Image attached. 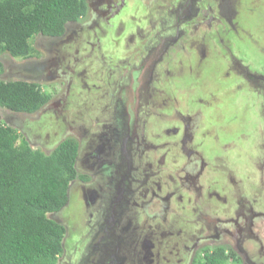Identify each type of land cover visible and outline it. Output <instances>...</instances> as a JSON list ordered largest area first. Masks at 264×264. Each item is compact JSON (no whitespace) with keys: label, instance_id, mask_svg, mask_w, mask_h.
<instances>
[{"label":"flooded vegetation","instance_id":"flooded-vegetation-1","mask_svg":"<svg viewBox=\"0 0 264 264\" xmlns=\"http://www.w3.org/2000/svg\"><path fill=\"white\" fill-rule=\"evenodd\" d=\"M85 3L61 34L35 35L31 55L17 58L39 62L33 78L13 75V63L0 59L6 80L38 83L50 94L32 113L0 108L1 120L34 149L49 153L60 139L55 130L49 151L26 124L39 134L61 124L62 140L77 145L66 203L52 215L65 227L58 264H210L217 253L224 264H264V73L234 42L236 0ZM191 34L199 48L187 45ZM207 64L219 79L197 94ZM222 88L226 105L216 99ZM139 201L159 203L139 210ZM73 206L87 230L67 231L79 238L69 255L60 214ZM218 226L232 228L225 240L236 253L216 244ZM180 237L195 241L180 248ZM201 241L213 247L197 253Z\"/></svg>","mask_w":264,"mask_h":264},{"label":"trees","instance_id":"trees-1","mask_svg":"<svg viewBox=\"0 0 264 264\" xmlns=\"http://www.w3.org/2000/svg\"><path fill=\"white\" fill-rule=\"evenodd\" d=\"M85 11V0H0V55L28 57L35 35H59ZM49 98L38 83L0 79V108L32 113ZM76 150L71 139L49 153L34 149L0 121V264H58L65 227L52 215L66 203ZM207 258L225 262L218 253Z\"/></svg>","mask_w":264,"mask_h":264},{"label":"rangeland","instance_id":"rangeland-1","mask_svg":"<svg viewBox=\"0 0 264 264\" xmlns=\"http://www.w3.org/2000/svg\"><path fill=\"white\" fill-rule=\"evenodd\" d=\"M236 8H237V16H236L235 20H236V25H237V33H239V34L237 35L238 39L234 40V42L236 44H238L237 47H239V49L242 50V53L245 54L246 58L251 59L252 61L256 62L257 65L261 66V68L259 70H261L264 73V69H263L264 68V0H236ZM201 27H202V29L204 28L203 24H200V28ZM200 28H198V29H200ZM199 35H201V34H199ZM199 41L200 40L198 39L197 35L191 34L190 38L187 41V45L194 43L195 46L199 48V44L201 43ZM31 42H32V40H31ZM44 42L46 44H50V42H48L47 40ZM45 52L47 55L48 54L47 51H45ZM9 56L10 55H8L7 53L1 54L0 59L5 64L13 63L14 66H19V65H22L25 63V62L19 61V59L14 58V57H13L14 59H12ZM1 60H0V63L2 62ZM212 62H208V63H210L212 66ZM211 66L209 64H207L204 67L205 69H203V70L205 72L200 75V77L202 79H204V81H200V84H204L205 89L196 88L197 94H203L204 92L206 93V87H210V89H211L212 85H214V84L216 85V83H217L216 81H218L219 77H218L216 69L212 68ZM0 79L6 80V77L4 76V72H3L2 67L0 69ZM51 81L52 80L48 79L47 82L44 83L42 86H47L49 83H52ZM227 90H229V89L222 88L216 92V99L221 101L224 105H226V100L224 97L226 96ZM207 91H209V90H207ZM211 99H212V96H209L207 98L208 101ZM242 101H241V103H242ZM244 102H245V104H247L246 105V116L249 115V118H251L253 116L252 114L254 111L253 107H250L253 104V103L251 104L252 98H247V100L244 99ZM240 105H241L240 100L237 99V97H235V95H233L232 106L236 110H238V106H240ZM207 113L208 114L211 113L213 115V118L216 119V117L214 116L215 114H213L210 111H207ZM5 115L6 114H4V111L0 110V121H2L1 119ZM7 118H8V116H7ZM21 120H22L21 117H19L18 123L22 122ZM3 123H5V122H3ZM26 123H28L27 120L24 121V124H26ZM8 124H10V123H8ZM60 125L61 124L58 125L56 123V124H54V127L48 126L46 129H40V132L42 134H39L37 132L38 129H33V126H29V124H26L25 126L31 127L30 129L28 128V136L30 137V139H32V137L34 136L33 140L39 139V141H41L42 144H45V148L49 149V151H50V149L53 147V145H52L53 144L52 134L55 130H56V133L58 134L57 137L55 138V141L58 142V140L60 139L59 142H61V140L64 139L63 137L66 136V135L65 136L60 135V133H59L60 130H62V133L64 131L63 126H60ZM47 130H52V132L48 133ZM44 133H48V137H46L44 135ZM37 134L40 136V138L37 137ZM74 136L76 137V135H74ZM195 165H197L196 162L192 163L193 168L195 167ZM162 186H164V184H162ZM182 187H183L185 194L190 195L192 193V190H191L189 184H188V186L182 185ZM168 189H170V188L168 187ZM172 198H173V196L169 198L170 202L172 201ZM155 203H159V202L154 201V202L148 203V202L139 201L140 208H138V209L141 210L143 206L146 209H149L150 207H152V205L154 206ZM142 216H144V214ZM60 217L64 219V222H66V225L68 227L66 230L68 239H67V241L64 240V243L66 242L65 243L66 252L69 253V255H70L72 250H74L73 253H75V248L77 246V243L79 242V238L77 239L74 237V238L69 239V237H68L69 235H68L67 231H70L71 229H73V231H76L78 233H80V232L85 233V231L87 229L84 228V223L82 222L83 214L81 211L78 210V207H76V206H73V208L69 207V209L63 210V212L60 214ZM71 218H73L74 220L73 219L70 220ZM143 218L145 219L146 216H144ZM184 220H190V222L196 221L197 223H194V224H200L202 226V224L199 223L200 221H198L199 220L198 217L197 218L196 217H192V218L186 217V219H184ZM218 228L222 229L219 231L221 233L220 235H222V236L216 238L217 239L216 244L223 246V248L229 252L233 251L234 253H236L237 248L231 244L228 245V243L226 242L227 240H225L228 238H230V239L233 238V234H231L232 228L228 227V226L227 227L226 226H218ZM223 231L224 232L226 231V232L223 233ZM204 233H205V229H203V231H202V234H204ZM224 236H226V238H224ZM183 237H180V239L177 241V244L179 245L180 248L182 246H185V245L191 246L192 242L194 243V241H195V238H193L189 243H187L186 239L184 241ZM202 242L203 241H201L199 243V245H201V247H199V248H201V249L197 252L200 254L203 253V251L206 247H210V245H211V243L208 244L206 241H204L203 243ZM211 247H213V246L211 245ZM78 249L80 250V246L77 248V250ZM77 254H78V252H77ZM73 258H75V257H73Z\"/></svg>","mask_w":264,"mask_h":264},{"label":"water","instance_id":"water-1","mask_svg":"<svg viewBox=\"0 0 264 264\" xmlns=\"http://www.w3.org/2000/svg\"><path fill=\"white\" fill-rule=\"evenodd\" d=\"M39 62L35 63H24L19 66H15V72L13 75H25L27 78H33L34 69L38 66Z\"/></svg>","mask_w":264,"mask_h":264}]
</instances>
